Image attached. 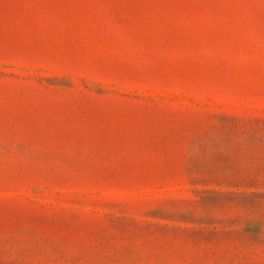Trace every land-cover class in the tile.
Segmentation results:
<instances>
[{
  "label": "rangeland",
  "instance_id": "374dc122",
  "mask_svg": "<svg viewBox=\"0 0 264 264\" xmlns=\"http://www.w3.org/2000/svg\"><path fill=\"white\" fill-rule=\"evenodd\" d=\"M0 264H264V0H0Z\"/></svg>",
  "mask_w": 264,
  "mask_h": 264
}]
</instances>
